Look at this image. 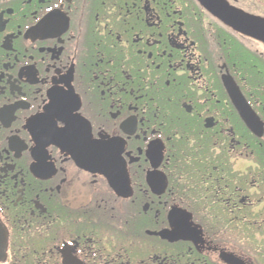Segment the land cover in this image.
Here are the masks:
<instances>
[{"label":"flooded vegetation","instance_id":"flooded-vegetation-1","mask_svg":"<svg viewBox=\"0 0 264 264\" xmlns=\"http://www.w3.org/2000/svg\"><path fill=\"white\" fill-rule=\"evenodd\" d=\"M0 264H264V39L200 0H0Z\"/></svg>","mask_w":264,"mask_h":264},{"label":"water","instance_id":"water-1","mask_svg":"<svg viewBox=\"0 0 264 264\" xmlns=\"http://www.w3.org/2000/svg\"><path fill=\"white\" fill-rule=\"evenodd\" d=\"M201 3L206 6L208 10L214 14L220 16L228 24L232 25L236 29L254 35L256 37H261L264 39V20L256 18L245 14L244 12L232 8L224 0H200ZM163 237H170V233L161 232L159 233ZM183 237H175V239H180ZM240 262V261H239ZM241 263V262H240Z\"/></svg>","mask_w":264,"mask_h":264}]
</instances>
